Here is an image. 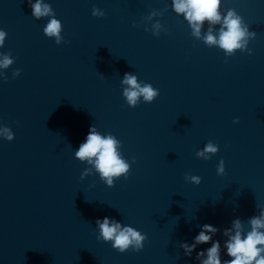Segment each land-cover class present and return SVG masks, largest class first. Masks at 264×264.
Wrapping results in <instances>:
<instances>
[{
  "label": "water",
  "instance_id": "1",
  "mask_svg": "<svg viewBox=\"0 0 264 264\" xmlns=\"http://www.w3.org/2000/svg\"><path fill=\"white\" fill-rule=\"evenodd\" d=\"M41 2L62 23L59 45L28 0H0V53L14 58L0 68V123L15 134L0 138V264H199L180 244L205 223L229 259L223 229L237 217L248 229L264 208V0H222V14L235 10L256 32L251 54L229 56L203 40L221 25L205 21L195 36L173 0ZM125 72L158 97L129 107ZM92 125L116 136L131 164L113 186L74 156ZM209 140L219 151L198 158ZM104 216L145 233L143 249L97 239Z\"/></svg>",
  "mask_w": 264,
  "mask_h": 264
},
{
  "label": "clouds",
  "instance_id": "2",
  "mask_svg": "<svg viewBox=\"0 0 264 264\" xmlns=\"http://www.w3.org/2000/svg\"><path fill=\"white\" fill-rule=\"evenodd\" d=\"M32 10V16L36 19L48 16L49 19L43 28V32L48 37H55V43L61 44L64 40L62 36V23L56 18L55 12L50 4L42 3L41 0H28ZM222 0H173V10L176 13H183L184 18L189 22L193 34L200 37L202 24L207 21L209 25L219 23L221 25L218 33L214 34L211 27L203 36V40L209 46L216 45L224 50L226 56L235 54L239 49L242 52L252 53L248 48L249 39L256 36L255 31L249 30L248 23L235 10L229 9L226 13H221ZM92 15L103 17L105 12L95 5L92 7ZM158 28L159 25H156ZM7 32L0 28V47H3L7 38ZM14 62L11 53H0V68H7ZM20 74V69L13 71V77ZM7 80V77H4ZM124 97L129 107H135L141 102L151 103L159 95V89L153 87L151 83L140 81L137 76L125 72L121 80ZM239 118H234V123ZM12 129L0 123V138L11 141L14 139ZM121 141L113 134H101L94 125L89 127L87 134L78 148L74 151V156L81 162L92 165L100 179L108 186H113L115 181L121 177L127 178L131 164L122 155ZM219 151V145L209 140L202 149L197 150L196 156L208 160ZM135 163V157L132 158ZM217 174L225 173V162L220 159L217 165ZM90 171L85 170V174ZM185 180L194 184L201 182L198 175H185ZM249 228L243 227L239 217L231 221V227L223 229L222 234L227 237L223 243L224 255L229 259H222L221 241L214 239L218 231L215 226L205 223L200 225L199 232L192 237L191 242L183 241L180 247L184 255L192 257L195 251V259L199 264H264V208L259 215H252L248 218ZM99 229L97 239L110 242L111 247L124 253L128 250L139 252L144 247L147 239L145 233L130 225H122L119 220L113 217L104 216L96 219ZM210 244L209 247L197 250L198 245Z\"/></svg>",
  "mask_w": 264,
  "mask_h": 264
}]
</instances>
